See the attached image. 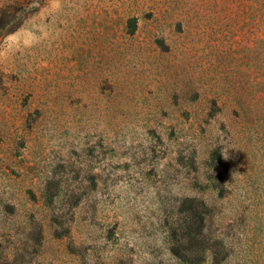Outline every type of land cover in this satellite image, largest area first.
Returning <instances> with one entry per match:
<instances>
[{
	"label": "rangeland",
	"instance_id": "obj_1",
	"mask_svg": "<svg viewBox=\"0 0 264 264\" xmlns=\"http://www.w3.org/2000/svg\"><path fill=\"white\" fill-rule=\"evenodd\" d=\"M0 264H264V0H0Z\"/></svg>",
	"mask_w": 264,
	"mask_h": 264
}]
</instances>
